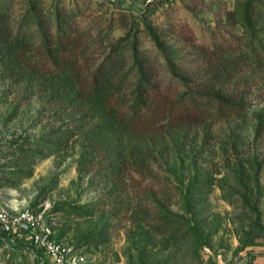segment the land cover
<instances>
[{
	"label": "rangeland",
	"instance_id": "374dc122",
	"mask_svg": "<svg viewBox=\"0 0 264 264\" xmlns=\"http://www.w3.org/2000/svg\"><path fill=\"white\" fill-rule=\"evenodd\" d=\"M0 30L1 200L82 264H264V0H0ZM11 51L42 71L12 73ZM58 59L123 112L141 90L208 117L113 194Z\"/></svg>",
	"mask_w": 264,
	"mask_h": 264
},
{
	"label": "trees",
	"instance_id": "16d2710c",
	"mask_svg": "<svg viewBox=\"0 0 264 264\" xmlns=\"http://www.w3.org/2000/svg\"><path fill=\"white\" fill-rule=\"evenodd\" d=\"M0 30V38L3 37ZM22 42L10 44L14 48ZM12 45V46H11ZM64 43L59 44V49ZM61 58V56H60ZM17 53L11 51L5 65L16 74L27 70L28 78L36 77L37 70L30 64H22ZM59 80L62 87L55 92L58 100L73 101L80 114L78 135L88 144L97 157H112L116 174L111 177V193H118L127 186V178H134V173H141L150 168L152 153L162 147L168 153L184 147V132L207 119L203 108L188 104H169L166 96H153L150 92L137 93V98L130 112H123L112 100L116 93L111 89L110 80L87 87L81 74L74 70L73 61L58 59ZM29 67V68H28ZM42 73V72H41ZM42 78H47L42 74ZM172 136L169 140L168 137ZM65 134L58 136L62 141ZM184 144V145H183Z\"/></svg>",
	"mask_w": 264,
	"mask_h": 264
},
{
	"label": "built area",
	"instance_id": "2783aa9c",
	"mask_svg": "<svg viewBox=\"0 0 264 264\" xmlns=\"http://www.w3.org/2000/svg\"><path fill=\"white\" fill-rule=\"evenodd\" d=\"M17 251L32 253L35 264H82L72 247L47 230L36 209L15 210L0 199V264H20Z\"/></svg>",
	"mask_w": 264,
	"mask_h": 264
},
{
	"label": "crops",
	"instance_id": "0c3cea01",
	"mask_svg": "<svg viewBox=\"0 0 264 264\" xmlns=\"http://www.w3.org/2000/svg\"><path fill=\"white\" fill-rule=\"evenodd\" d=\"M15 257H16V260H18L20 264H35V262H33V259H32V253H30L29 251H23V252L17 251L15 253Z\"/></svg>",
	"mask_w": 264,
	"mask_h": 264
}]
</instances>
